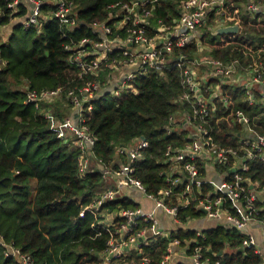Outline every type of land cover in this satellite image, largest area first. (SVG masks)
Segmentation results:
<instances>
[{"label":"trees","instance_id":"16d2710c","mask_svg":"<svg viewBox=\"0 0 264 264\" xmlns=\"http://www.w3.org/2000/svg\"><path fill=\"white\" fill-rule=\"evenodd\" d=\"M9 1L12 0H0V25L12 18L18 19L13 22L7 40L0 41V234L40 264H98L109 233L105 230L94 236L91 222L95 215L88 210L79 214L94 192L107 185L102 177V165L97 164L96 158L117 167L125 159L118 148L130 145L142 135L147 145L143 148L144 157L135 162L134 175L149 193L167 186L161 173L165 168L166 146H179L191 140L190 127L179 119L190 108L179 99L182 92L179 71L176 67L149 68L136 78L133 90L116 97L107 89L99 94L94 108L86 112L87 123L95 136V159L88 170L80 171L73 139L64 141L56 137L41 112L26 101L25 87L40 91L80 84L78 70L68 62L63 44L70 38L77 40L89 35L87 22L103 18L106 4L115 0H73L78 5L77 26H63L51 17L44 21L39 33L34 28L22 27L20 20L26 8L19 4L13 11ZM242 1L224 0L221 6L222 24H236L238 31L214 33L211 23L215 10H212L207 23L195 30L196 39L186 47L190 56H199L197 49L203 46L204 54L214 57L238 56L242 60L264 61V12L246 13ZM180 2L160 0L153 9L152 23L156 24L158 17L165 22L177 18ZM51 6L43 3L42 9L50 15ZM222 88L227 90L229 102L227 106L217 102L211 121L213 139L223 146L237 144L241 125L233 121V116L238 107L247 111L256 126L264 131V104L248 105L232 83L223 82ZM171 114L179 122L171 125ZM200 174L203 178L200 190L210 191L213 174L204 165ZM247 174L264 184V161L253 160ZM185 185L186 181L175 185L167 203H175V193ZM193 191L199 196L196 186ZM125 193L123 197L106 201L103 209L133 208L144 199L136 189H126ZM224 206L234 212L229 200L224 201ZM202 217L205 212L195 202L178 205L180 222ZM258 218L264 219V207ZM116 221L119 217L113 222ZM175 228L168 237H151L142 245L151 264H157L166 252L169 239L185 245L188 255L198 241L203 247L202 256L209 257L210 264L215 260L220 264H260L264 259L254 246L242 244L248 234L234 227L214 223L200 228L201 235L196 234L198 226L177 224ZM137 257L134 251L119 260L131 264ZM0 264H14L11 257L3 254L1 245Z\"/></svg>","mask_w":264,"mask_h":264},{"label":"built area","instance_id":"2783aa9c","mask_svg":"<svg viewBox=\"0 0 264 264\" xmlns=\"http://www.w3.org/2000/svg\"><path fill=\"white\" fill-rule=\"evenodd\" d=\"M159 2L115 0L107 3L103 18L87 22L89 35L77 40L70 38L63 44L68 53L67 60L77 68V79L81 83L40 91L25 87L26 101L41 112L56 137L64 141L73 139L78 150V167L80 171H86L94 158L95 145L86 112L94 108L99 94L107 89L116 97L133 90L136 78L149 68L162 70L176 67L179 71L182 86L179 99L190 108L178 118L190 127L191 140L179 146H166L163 159L165 168L161 173L167 186L156 193H149L134 175L135 162L144 157L143 148L147 145L142 135L130 145L118 148V153H123L125 159L117 167L103 164L100 158H96L97 164L102 165V177L107 185L94 192L79 214L88 210L95 215L91 222L94 236L105 230L109 233L106 246L99 254L98 264H123L119 258L134 251L138 257L131 264H151L142 245L147 244L151 237L170 235L171 231L165 233L161 228L163 218L175 227L186 223L177 218V209L178 205L191 202L203 209L205 217L217 223L245 231L251 223L259 222L264 232V219L258 218L264 207L263 203H259L264 202V184L247 174L253 160L264 161V131L256 126L247 111L238 107L233 116V121L241 125L237 144L223 146L211 135V121L218 108L217 102L222 106H227L229 102L228 92L222 88L223 82L232 83L241 94L242 101L248 105L255 107L259 102L264 104V61L242 60L238 56L229 59L207 54L190 56L186 47L196 39L195 30L207 23L212 10H215L211 23L214 33L219 27L232 25L220 21L224 0H181L177 18L165 22L158 17L156 24H153V9ZM43 3L52 5L48 11L50 15L42 9ZM19 4L26 8L20 20L22 27L34 28L38 33L44 21L51 17L70 27L77 26L80 21L78 5L73 0L8 2L13 11L17 10ZM242 4L246 13L264 12L263 0H243ZM140 45L151 50H137ZM175 122H179L176 116L169 115V123L172 125ZM203 165L208 173L213 172L216 177V180H211V190L204 193L200 190L203 179L200 168ZM183 181H186V185L175 193L176 202L167 203L166 199L169 201L174 194L173 187ZM193 186L197 187L199 196L194 193ZM126 189H136L145 199L152 201V207L146 209L140 204L133 208L103 209L106 201L127 195ZM212 194H215L214 197ZM133 196L130 195L135 199ZM226 199L234 212L224 206ZM107 213H113V217L106 219ZM116 217H119V221L115 223ZM196 231L197 235H201L199 229ZM242 244L254 246L255 251L262 255L261 247L253 236L248 235ZM0 245L3 254L11 257L14 264H40L29 253L12 242H6L1 234ZM185 249L186 246L179 244L177 239H169L166 252L157 264H210L209 257L202 256L203 247L198 241L189 255ZM177 254L186 255L189 261H177ZM213 264H220V261L215 260ZM260 264H264V259Z\"/></svg>","mask_w":264,"mask_h":264},{"label":"crops","instance_id":"0c3cea01","mask_svg":"<svg viewBox=\"0 0 264 264\" xmlns=\"http://www.w3.org/2000/svg\"><path fill=\"white\" fill-rule=\"evenodd\" d=\"M212 167H210V171H212ZM213 174V172H211ZM212 177L216 180V177L212 175ZM216 184V183H215ZM140 204L146 208V209H150L152 207V201L149 199H142ZM264 204V202H263ZM113 217V213H107L106 219H111ZM166 221V218L162 219ZM170 222V221H169ZM217 223L216 220L214 219H210L207 217H202V218H198V219H189L188 221H186L185 223V227L188 226H198V229L200 228H204L208 225ZM263 227L261 225V223L259 222H253L250 225H248V227L245 229V233H247L248 235H251L255 238V240L257 241L258 245L261 247L262 250V256H264V232L262 231ZM177 247V246H175ZM176 260L179 262H185V261H189L188 257L186 255H178L176 256Z\"/></svg>","mask_w":264,"mask_h":264},{"label":"rangeland","instance_id":"374dc122","mask_svg":"<svg viewBox=\"0 0 264 264\" xmlns=\"http://www.w3.org/2000/svg\"><path fill=\"white\" fill-rule=\"evenodd\" d=\"M18 17L12 18L9 20V22L5 25H0V41H6L7 38L9 37V35L11 34V30H12V24L15 20H17ZM217 25H219L220 23H216ZM205 50L200 47L199 49H197V54H199V56L204 55ZM185 223H183L182 227H185ZM161 228H163L165 230V233H168L170 231H173L175 228V225L171 222H169V220H161Z\"/></svg>","mask_w":264,"mask_h":264},{"label":"water","instance_id":"95a60500","mask_svg":"<svg viewBox=\"0 0 264 264\" xmlns=\"http://www.w3.org/2000/svg\"><path fill=\"white\" fill-rule=\"evenodd\" d=\"M238 29V25L236 24H232V25H226V26H222L216 29V33L217 32H235ZM138 49H142V50H151L150 47H144L142 45L137 47Z\"/></svg>","mask_w":264,"mask_h":264}]
</instances>
